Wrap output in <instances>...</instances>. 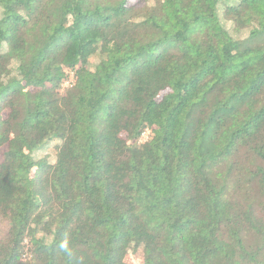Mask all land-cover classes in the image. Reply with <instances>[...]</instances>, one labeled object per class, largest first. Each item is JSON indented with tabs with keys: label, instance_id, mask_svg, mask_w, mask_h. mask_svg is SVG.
Returning a JSON list of instances; mask_svg holds the SVG:
<instances>
[{
	"label": "trees",
	"instance_id": "obj_1",
	"mask_svg": "<svg viewBox=\"0 0 264 264\" xmlns=\"http://www.w3.org/2000/svg\"><path fill=\"white\" fill-rule=\"evenodd\" d=\"M0 149V264H264V0H0Z\"/></svg>",
	"mask_w": 264,
	"mask_h": 264
},
{
	"label": "rangeland",
	"instance_id": "obj_2",
	"mask_svg": "<svg viewBox=\"0 0 264 264\" xmlns=\"http://www.w3.org/2000/svg\"><path fill=\"white\" fill-rule=\"evenodd\" d=\"M149 135V133H147ZM148 135H146L144 137L143 140H147L148 139ZM3 149H0V161L2 160V153H3ZM127 262L129 264H145V258H144V253L142 249H135L134 247V243H131L128 251H127V258H126Z\"/></svg>",
	"mask_w": 264,
	"mask_h": 264
},
{
	"label": "clouds",
	"instance_id": "obj_3",
	"mask_svg": "<svg viewBox=\"0 0 264 264\" xmlns=\"http://www.w3.org/2000/svg\"><path fill=\"white\" fill-rule=\"evenodd\" d=\"M66 247V243L65 244H61V248H64Z\"/></svg>",
	"mask_w": 264,
	"mask_h": 264
}]
</instances>
